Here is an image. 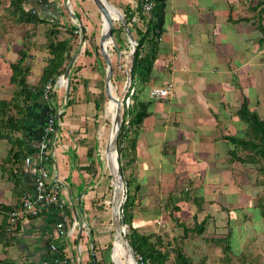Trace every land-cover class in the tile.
Listing matches in <instances>:
<instances>
[{"label": "crops", "instance_id": "crops-1", "mask_svg": "<svg viewBox=\"0 0 264 264\" xmlns=\"http://www.w3.org/2000/svg\"><path fill=\"white\" fill-rule=\"evenodd\" d=\"M82 1L22 0L25 8L42 19L26 22L12 13L8 0L9 15L0 17V101H10L18 89L10 82V64L20 58V51L24 52L22 64L29 67L25 75L29 85L38 82L46 64L49 54L45 44L49 39L68 40L70 60L66 65L71 61L68 93L63 79L53 85L50 95L42 93L24 105L22 128L12 129L11 119L18 117L12 103L0 111V264H63L58 260L60 245L68 258L66 264H87L91 252L98 260V251L111 242L106 217L109 209L104 205L108 173L103 151L115 103L112 98L104 99L106 67L99 50L102 17L101 22L89 18H97L99 12L94 4L92 9L79 7ZM106 1L122 17L136 6L135 0ZM248 1L165 0L164 31L156 45L143 46V53L153 57L150 76L138 87L142 88L140 92L136 86L133 89L147 101L133 160L124 165L141 191L136 192L133 213L136 217H154L156 201L167 196L174 201L176 191L183 190L173 205L181 209V202L186 208L195 207L194 211L191 207L187 210L191 217L196 213L205 218L204 229L199 235L187 232L182 238L181 227L168 226L163 237L170 242L174 241L172 237L177 239L169 246H180L195 264H218L222 244L213 239L228 230L231 264H253L256 249L264 248V244H254L264 242V220L255 206L260 195L252 193L257 190L256 179L247 164L229 159L228 151L233 146L223 137L243 135L246 123L237 114L243 100L264 118L260 113H264V35L248 13ZM113 8L111 15L117 21L121 14ZM260 22L264 25V20ZM76 25L79 33H70L69 27ZM126 25L129 31L130 24ZM50 29L54 31L51 35ZM115 40L119 45L116 33ZM119 40L125 45L120 35ZM106 50L112 65L116 53L109 44ZM166 81L173 84L168 97L148 96L151 87ZM49 110L56 115V137L44 167L48 181L58 184L64 208L41 205L37 215L20 217L16 228L8 232L7 212L18 207L23 192H32L36 144ZM105 116L109 118L108 127L104 125ZM25 157L32 159L26 167ZM136 210L143 214L137 215ZM61 216L62 235L55 226ZM116 246L110 254L114 261L119 259ZM249 247H255L252 257H248ZM262 256L257 258L258 264L264 263Z\"/></svg>", "mask_w": 264, "mask_h": 264}, {"label": "trees", "instance_id": "trees-1", "mask_svg": "<svg viewBox=\"0 0 264 264\" xmlns=\"http://www.w3.org/2000/svg\"><path fill=\"white\" fill-rule=\"evenodd\" d=\"M136 1V19H132L134 11L123 14L125 22L130 24L129 31L133 32L135 35L136 45L133 51L131 80L130 86L128 87V89H132V94H130L132 104L131 106L122 108V122L118 131L116 143L118 169L122 176L125 189L124 199L121 204L120 221L126 226L124 235L132 253L134 256H140L146 264H195L190 257L185 255L180 246L172 248L169 246L171 242L163 241L161 233H157L153 230L143 232L133 224L135 195L139 189V185L134 182L132 177L129 178L125 176L124 165L126 164V161L128 163L133 160L138 127L141 124L143 117L147 114V101H143L138 94H134L133 89L134 86H136V91L140 92L142 88L138 87H142L150 76L153 57H149L143 53V46L146 43L152 45L157 44V41L164 31L163 23L165 7V0H150L152 6L148 13H144L140 5L141 0ZM262 4H264V0H256L254 5H250L249 8L253 11L260 12L263 10L260 8ZM10 6L12 7V13L17 14L19 21H42V19L31 10V8L27 9L22 5V0H10ZM262 18L263 17L258 15L256 27L264 35V25L260 22V19ZM75 28V26L69 27L70 33H72ZM114 32L116 33L117 40H119L121 29L115 28ZM53 33L54 31L52 29L48 31L49 35ZM45 48L48 51L49 57L46 64L42 67L40 77L35 85H29L25 82V75L29 67L22 64L24 52L20 51V58L15 63L10 64V82L16 84L18 89L15 91L10 101H0V111H3L9 103L13 104L16 113L18 114V117L11 119V122L13 123L12 129L14 130L22 128L25 115L24 105L40 98L42 96V89L45 82L47 80L54 81L55 77L61 75L66 67V63L70 60V46L68 45V40L49 39L45 44ZM127 95L128 91L126 92V96ZM50 113L53 117L56 116L54 111L51 110ZM237 114L239 118H242L246 123V128L243 135L240 137L235 135L223 136L233 146L228 151L229 159L247 164L249 167L256 166L257 170L263 175V179L257 180L256 184L260 185L261 189L264 191V118H261L254 109L248 108L244 100L241 102ZM56 120L57 119H55V123ZM124 120H127V122L125 123ZM4 124L8 127V122L4 121ZM242 151L244 153L241 154L240 152ZM170 199H172V196L167 197V200ZM255 206L260 208L259 216L264 220V198L262 195L258 197ZM174 208L177 209L175 206ZM6 210H9V208ZM172 219L177 221L175 217H172ZM205 221V218H199L195 213V215L192 216V226L181 223L179 224V227L182 228L183 234L180 237H185L187 232L199 235L204 229ZM1 230L3 229L0 227V231ZM172 240H175V238L172 237ZM213 240L216 243L222 244V255L218 260V264H231L232 252L229 246V230L225 235L222 234L221 237L214 238ZM167 245L169 248H167ZM110 246L111 242L105 245L104 248L109 249ZM61 250L62 245L58 248L59 259L65 258L66 261H68V258ZM170 252L173 254L172 257ZM95 261L96 264H114L107 257L104 260L95 259ZM87 264H91V258L88 260Z\"/></svg>", "mask_w": 264, "mask_h": 264}, {"label": "water", "instance_id": "water-1", "mask_svg": "<svg viewBox=\"0 0 264 264\" xmlns=\"http://www.w3.org/2000/svg\"><path fill=\"white\" fill-rule=\"evenodd\" d=\"M91 1L95 5L96 9L98 10L100 17L102 14L104 15L105 20H106L105 21L106 25L104 27V30L101 31V34H100L99 50L106 64V72L104 76L105 95L108 99L113 98L115 102L113 121L110 123V126L112 127V133L108 136L106 143L104 145V151H103L105 167L107 169V173L110 179V185L112 187L111 198L109 201V204H110L109 220H110V226H111V232H112V241H111L110 251L113 248L114 242L119 243L123 249V253L124 254L128 253L133 261V264H135L134 254L132 253L127 243V240L125 238V235H124V225L120 221L121 204L124 199L125 189H124V183H123L122 176L118 169L116 143H117L118 131H119V128L122 122L123 99L125 97V92L127 88L129 87L130 80H131V66H132L133 51L136 45V41L132 39L129 31L127 30L126 22L122 18V15H121L119 17V20L122 23V26L126 28L127 35L129 36V44L131 46L126 57L121 59L119 51L117 50L116 45H115L116 40H115V32L113 28L114 21L112 20L111 15L107 11V7L111 5H109L106 0H91ZM113 9L117 11L118 13H120L116 8H113ZM107 44H109L112 47V49H114V51L116 52L117 65L120 69L124 71V74H125V88L123 92L120 93V95L116 97H112L110 95V89H111L110 79H111V74H112V66L110 64V58L106 50ZM70 62L66 65L63 73L61 74V77L65 80L66 94L68 93V90H69V80H68L67 72L70 66ZM90 258H91V264H96L93 252L90 253ZM112 262L116 264L113 259H112Z\"/></svg>", "mask_w": 264, "mask_h": 264}, {"label": "rangeland", "instance_id": "rangeland-1", "mask_svg": "<svg viewBox=\"0 0 264 264\" xmlns=\"http://www.w3.org/2000/svg\"><path fill=\"white\" fill-rule=\"evenodd\" d=\"M7 2H8V0H3L1 2V6H4V7H2V9L0 10V17H3L4 18L5 16L9 15V10L7 12V9L9 8ZM82 2L83 3L79 2V4H78L79 7L83 6L84 8H91V9L94 8V5L91 2V0H83ZM253 2L255 3L256 1H254V0H249L248 1L249 7H250V4L253 3ZM71 4H73V3H71ZM260 8L263 9L260 12L253 11V10H248V13L250 15H253L254 21H257L258 20V15L261 16V17H263L262 20H264V4H262L260 6ZM83 12L85 13V11H83ZM88 17L91 18L94 21L96 20V21H100L101 22V17L99 15V13L97 14V18H95V16H90V15H88ZM122 18H124V15H123ZM98 27H100V25ZM113 28H120L121 29V32H120L119 35H120V38L121 39H125L124 40L125 41L124 42L125 45L124 44L121 45L120 40H117V42H119L118 43L119 45H117V43L115 45H116V48L121 45L120 46V49L117 48V50H120L119 54H120L121 59L122 58H125V55H127L128 51L130 49V44L128 42H126V38H124V31H125V29L121 25L120 20L114 21ZM132 35H133V37H135L134 33ZM116 61H117V54H116V56L113 57V60H112V65L113 66L111 65L112 66V74H111L110 84H111V88L113 90L114 95L118 96V95H120V93L123 92V90L125 88V74H124V71L122 69L117 68ZM104 67H106L105 64H104ZM104 72H105V68L103 69V75L105 76V73ZM126 92H125V95H126ZM104 99L106 100V95H105ZM261 105H262V109H263L264 108V98H262ZM100 107H103V104L100 105ZM260 113L261 114H264V113H262L261 110H260ZM104 125H105V127H108L109 126V118H108V116L107 117L106 116L104 117ZM104 140L106 142V140H107V136L106 135H105ZM250 168L252 169L251 170V177L252 178L256 179V181L257 180H260V179H263V175L261 174V172L259 170H257V167L256 166L255 167L250 166ZM127 173H128V170L127 169L125 170V168H124V174H125L126 177H128V174ZM106 180H107V183H108L109 186L107 185L108 189L106 190L107 191V195H106V200H105V203H104V205L106 206V209L105 210H107V209L110 208L109 201H110L111 193H112V187L110 185V179H109L108 174H107ZM131 189H132V187H131ZM175 189H177V187H175ZM137 191L140 194L141 191H139V190H137ZM176 193L178 195V196H176L177 198L182 197L181 195L183 194V190H180L178 192L176 191ZM252 193L254 194V196H257L258 197L259 195H262V197L264 198V196H263L264 195L263 194L264 191H263V189H261L260 185H257V190L255 192H252ZM258 193H259V195H258ZM167 197L165 199L163 197V199L160 200V201H158V202L156 201V205H157L158 208H157V211H155V212L152 213L153 214L152 216H154V217H151V218H149V217H142L141 216L143 214L142 211L136 210L137 215H139L141 217H136L134 215V219H133V222L134 223L133 224H135L136 227L140 231L148 232L150 230H153V231H156L157 233H161L162 237H163V235H165V233L163 232V231H165L164 229H166L168 226L179 227V224L180 223L181 224H186V225H191L192 226L193 223H192L191 212H190V210H187V208L190 209L191 206H187V208H186V205L185 204H183V203H181V202L178 201L180 203L179 205L181 206V209H178V206L177 205H173V202H176L177 198L174 201H172L170 199V202H169V201H167ZM140 204H142V203H140ZM174 206L177 207V209L174 208ZM136 207H137V204L134 203V209ZM134 209H133V212H134ZM191 209H192V211L196 210L195 207H191ZM108 212H109V210H108ZM147 212H145V215L148 214ZM175 214L178 215V216H176ZM106 217L108 218L107 225H108V227L110 229L111 241H112V232H111V226H110V220H109V213L107 214ZM172 217H175L178 222L176 220L172 219ZM215 221H217V220H215ZM259 226H261V225H257L258 228H259ZM125 230H126V226L124 225V232H125ZM174 235H176V234L173 233L172 236H174ZM162 240L165 241V242H168L164 238H162ZM249 240H250V242H252V240H255V239H249ZM176 241H177V239L174 240V241H171V242H176ZM206 242H209L210 243L209 239H206ZM255 243L264 244V242H261V240L259 242H254V244ZM254 248L255 247H249L248 248L249 249L248 250L249 251L248 257H252L254 255L255 251H251V250H255ZM256 250H258V252L253 256L254 259H255L254 261H252L253 264H258V261L259 260H257V258H259V255H261V256L263 255L262 257L264 258V248L263 249L258 248ZM110 254H111L110 248L109 249L102 248L100 251H98L97 257L99 258V260H104L107 257L112 262V259L110 257L111 256ZM95 259H96V257H95ZM119 260H120V258H119ZM203 262L204 261H202V263ZM124 264H127V261Z\"/></svg>", "mask_w": 264, "mask_h": 264}, {"label": "built area", "instance_id": "built-area-1", "mask_svg": "<svg viewBox=\"0 0 264 264\" xmlns=\"http://www.w3.org/2000/svg\"><path fill=\"white\" fill-rule=\"evenodd\" d=\"M136 1V0H135ZM41 2V0H38ZM141 9L144 13H148L152 3L150 0H141L140 2ZM137 6V1H136ZM135 6V7H136ZM135 7L133 8V16L132 19L135 20L137 17V12L135 11ZM76 28L73 30L74 34H78L80 29L76 25ZM131 48V46H130ZM63 81L61 75L55 77L54 81L47 80L43 86V95H50L51 89L53 85L57 82ZM173 84L171 81H166L163 85L157 87H151L148 90V96L152 99H164L168 97V95L172 91ZM128 95L123 99V107L131 106L132 98H130V94H132V89H128ZM125 123L127 120H124ZM56 137V124L55 118L51 113L47 114L45 120L43 122V126L41 128V132L38 136L36 151L38 157L35 161V165L31 170L33 176V189L32 192L26 191L20 196L18 207L7 212L6 220H5V230L10 232L16 228L18 219L23 217L24 215L34 216L37 215L39 206L41 205H52L58 209H63V201L59 197L58 184L54 182L48 181V172L44 167V164L49 161V146L54 143ZM32 162V159L29 157L24 158L25 167ZM64 216H61V221L56 223V228L58 229L59 234H63V223ZM51 249L54 250V245L50 246ZM63 264H66L67 261L65 258L58 259ZM135 264H146L140 256H134Z\"/></svg>", "mask_w": 264, "mask_h": 264}, {"label": "bare ground", "instance_id": "bare-ground-1", "mask_svg": "<svg viewBox=\"0 0 264 264\" xmlns=\"http://www.w3.org/2000/svg\"><path fill=\"white\" fill-rule=\"evenodd\" d=\"M112 8H113V7H111V6L107 7V11L109 12L110 15L112 14ZM120 14H121V13H120ZM121 15H122V14H121ZM121 15H120V16H121ZM101 17H102V21H103V24H102V30H101V31H103V30H104V27H105V25H106V23H105L106 20H105L104 15L101 14ZM111 17H112V20L116 19V18H114V16H112V15H111ZM117 19L119 20V17H118ZM110 95H111L112 97H116V95H114V93H113L112 88L110 89ZM112 99H113V98H112ZM113 101H114V100H113ZM114 103H115V102H114ZM113 115H114V114H113ZM112 121H113V116H112L111 122H112ZM111 122H110V123H111ZM111 133H112V127L110 126L108 136H109ZM107 138H108V137H107ZM115 244H117V246H116L117 257L120 258V260L117 259V261H118L119 263H118L116 260H115V263H117V264H124V262H122V261H124V259L126 258V259H127V264H133V261H132L130 255H129L128 253H126V254L123 253V249H122V247H121V245H120L119 243L114 242L113 250H114ZM124 256H125V257H124Z\"/></svg>", "mask_w": 264, "mask_h": 264}]
</instances>
